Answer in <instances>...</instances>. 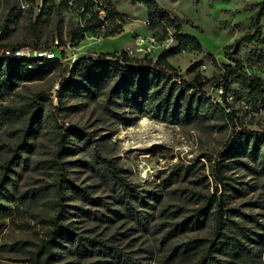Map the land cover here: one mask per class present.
<instances>
[{
    "label": "rangeland",
    "instance_id": "obj_1",
    "mask_svg": "<svg viewBox=\"0 0 264 264\" xmlns=\"http://www.w3.org/2000/svg\"><path fill=\"white\" fill-rule=\"evenodd\" d=\"M35 1L37 6L42 5L43 0ZM112 1L126 19L124 31L106 38L87 33L79 45L72 46L66 29L70 17L75 22L76 16L67 12L63 38L68 44L63 56L53 47L60 37L57 15L49 16L37 38L31 22L35 21L38 8L32 11L25 0H0V47L37 43L50 46L59 58L44 80L21 83L10 95L0 90V105L24 104L40 91L49 92L58 105L55 95L63 71L80 56L133 50L138 51V57L148 55L156 59L164 50L177 46L173 28L166 34L161 26L148 24L145 4ZM261 1L205 0L195 6L192 0H156L182 20V33L196 36L203 45L202 51L187 49L170 58L182 78L191 81L187 70L197 62H202V74L212 78L216 68L209 54L219 63L228 62L224 48L251 29L252 11L244 8ZM138 38L151 44V53L139 52ZM253 48L250 45L241 54L245 56ZM254 71L264 79V67L256 64ZM207 92L213 99L221 100V91L214 85ZM66 108L61 113V123L91 133L101 155L123 169V178L137 193L127 194L121 186L103 177L90 147L74 138L72 153L65 159L73 184L66 195V222L82 240L60 247L55 264H193L202 255V249L188 248L187 244L195 239H209L214 222L209 218L201 227L180 233L175 232L174 226L186 221L202 205L200 194H215L216 188L218 196L225 194L231 213L228 217L234 222L230 235L250 250L254 264H264V173L247 154H242L238 157L240 163H231L226 171V188L216 184L211 176L209 158L215 161L225 150L233 136L231 128L216 127L213 123L179 125L141 116L129 107L107 103L105 94L96 99L69 97ZM24 126V119H0V167L12 157ZM245 126L259 130L257 125ZM32 144L33 150L23 152V159L14 167L13 185L8 197L2 200L7 215L6 228L0 236V264H29L30 252L48 228L43 220L55 214L49 186L54 175L45 163L55 146L50 127ZM1 171L0 168V178ZM93 241L115 247L123 256L120 259L101 254L91 246ZM126 256L134 262H125ZM222 258L226 261L228 257Z\"/></svg>",
    "mask_w": 264,
    "mask_h": 264
},
{
    "label": "trees",
    "instance_id": "obj_2",
    "mask_svg": "<svg viewBox=\"0 0 264 264\" xmlns=\"http://www.w3.org/2000/svg\"><path fill=\"white\" fill-rule=\"evenodd\" d=\"M25 1L32 11L36 7L39 10L35 21L31 22V30L37 38L49 16L57 15L60 37L53 47L63 56L66 55L68 41L72 46L79 45L87 33L106 38L124 31L126 19L116 10L112 0H43L41 6H37L35 0ZM217 1L219 0H211L212 3ZM132 2L146 5L150 25L161 26L166 34L173 28L175 31L172 32V37L178 42L177 46L164 50L156 59L148 55L130 56L127 50L120 53L102 52L97 56L83 55L70 68L64 69L55 95L58 105L54 104L53 97L46 91L35 93L21 105H0V119L25 121L19 143L12 149V157L0 167V236L6 228L7 215L2 200L9 195V188L13 185L12 173L23 159L22 153L33 150L32 141L46 127H50L55 142L49 159L45 161L54 175L49 186L50 195L54 198L52 203L55 214L43 220L48 228L36 248L30 252L29 264H55L60 247L66 242L79 244L82 240L66 222V195L73 184L65 159L72 153L74 138L90 147L97 169L103 177L113 185L121 186L127 194L137 193L123 178V169L114 166L111 160L101 155L100 147L91 133L73 126L65 127L61 123V113L67 109L66 99L69 97L87 96L96 99L105 94L107 103L129 107L141 116L179 125L213 123L216 127L231 128L233 136L225 144V150L218 154L215 161L209 158L211 176L215 183L227 187L226 171L231 163H240L238 157L242 154H247L264 173V79L254 71L256 64L264 67V0L244 8L245 11H252L251 29L240 34L232 44L224 48V56L228 62L219 63L210 53L212 64L216 68L213 77L203 75L202 62H197L187 70L192 76L191 81L182 78L180 70L170 62V58L187 49L202 51L200 40L194 35L182 33V20L162 8L156 0ZM204 2L205 0H192L195 6ZM67 12L74 14L76 21L70 17L66 29L68 41L65 42L63 21ZM250 45L254 48L243 56V49ZM24 46L51 49L50 46L37 43L2 45L0 90L4 94H12L21 83L44 80L59 63L57 57L35 67L32 61L5 55L7 48ZM210 85L220 89V101L208 94L207 88ZM245 124L257 125L259 130H250ZM215 191V194L199 195L202 205L194 209L186 221L175 224V232L199 228L205 220L212 218L214 227L211 237L195 239L187 244L188 248L202 249V255L193 264H254L250 250L230 235L234 222L228 217L231 213L225 194L218 196L219 189L216 188ZM91 246L101 254L120 259L123 256L117 248L102 242L93 241ZM224 256L228 257L226 261H223ZM123 260L134 262L127 256Z\"/></svg>",
    "mask_w": 264,
    "mask_h": 264
},
{
    "label": "built area",
    "instance_id": "obj_3",
    "mask_svg": "<svg viewBox=\"0 0 264 264\" xmlns=\"http://www.w3.org/2000/svg\"><path fill=\"white\" fill-rule=\"evenodd\" d=\"M148 24H150V22H148ZM56 43L58 42L56 41ZM137 45L139 46V52L143 54L151 53V44H149L145 38H138ZM127 52L130 56L138 55V51L127 50ZM5 55L32 61L35 67L42 65L47 60H52L57 57L55 52L51 49H35L30 46L18 47L15 49L7 48L5 49Z\"/></svg>",
    "mask_w": 264,
    "mask_h": 264
}]
</instances>
